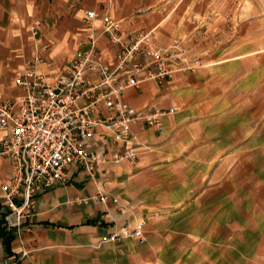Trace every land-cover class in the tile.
<instances>
[{"label": "crops", "instance_id": "crops-1", "mask_svg": "<svg viewBox=\"0 0 264 264\" xmlns=\"http://www.w3.org/2000/svg\"><path fill=\"white\" fill-rule=\"evenodd\" d=\"M85 8L117 18L123 32L152 29L156 45L178 36L200 64L162 84L125 88L124 99L145 114L174 103L159 115L161 133L140 119L124 143L96 127L92 150L131 145L134 159L98 162L92 172L69 165L66 181L37 193L32 214L15 226L5 224L0 188V217L14 233L12 254L0 236V264H264V27L257 25L264 18L207 23L201 39L202 10L187 0H0V99L19 93L25 58L41 57L36 68L54 81L87 46ZM95 45L101 60L113 62L106 34ZM9 170L0 154V182ZM98 192L105 202L83 200ZM139 221L142 239L108 237Z\"/></svg>", "mask_w": 264, "mask_h": 264}, {"label": "built area", "instance_id": "built-area-1", "mask_svg": "<svg viewBox=\"0 0 264 264\" xmlns=\"http://www.w3.org/2000/svg\"><path fill=\"white\" fill-rule=\"evenodd\" d=\"M83 15L87 46L76 50L54 81H48L27 59L16 78L19 93L0 99V127L6 129L0 136V154L10 168L0 182L7 226L18 225L32 214L37 193L65 182L69 165L77 164L92 172L98 162L134 159L136 149L131 145L112 153L92 150L89 139L96 127L104 126L116 141L124 143L131 137V124L140 119L161 133L159 115L172 112L174 103L145 114L124 99L125 88L146 79L162 84L176 69L200 64L199 58L186 57L178 36L169 44L156 45L152 29L123 32L117 18L93 8H85ZM97 18L99 26L94 23ZM31 27L37 32L35 24ZM100 34H106L115 44L113 62L98 56L95 44ZM89 72H96L98 77L91 78ZM89 198L105 202L107 196L98 192L83 200ZM124 234L142 239L141 221L133 228L123 224L108 237ZM17 263L18 259L3 260V264Z\"/></svg>", "mask_w": 264, "mask_h": 264}, {"label": "rangeland", "instance_id": "rangeland-1", "mask_svg": "<svg viewBox=\"0 0 264 264\" xmlns=\"http://www.w3.org/2000/svg\"><path fill=\"white\" fill-rule=\"evenodd\" d=\"M187 3L193 5V8H200L202 10L198 16L200 24L197 28L199 31L197 36L201 37V39L207 34V23L213 22L214 24H218L226 21L231 25V21L235 18H246L250 16L264 18V0H187ZM213 23L211 25L212 27L208 30L211 32L210 36L214 35L215 39H218V28L213 26ZM257 25L259 27H264V23ZM227 29L229 28L227 27ZM29 30L33 32L31 26L29 27ZM33 33L36 36H39L40 31ZM38 58L39 57H27L25 58V61L30 59L31 62L35 63V61L39 60ZM37 67H39V65ZM43 75L48 81H50L45 73H43Z\"/></svg>", "mask_w": 264, "mask_h": 264}, {"label": "trees", "instance_id": "trees-1", "mask_svg": "<svg viewBox=\"0 0 264 264\" xmlns=\"http://www.w3.org/2000/svg\"><path fill=\"white\" fill-rule=\"evenodd\" d=\"M0 236L2 239V244H4V249L6 254H12L10 241L13 238L14 233L12 229L5 226L2 217H0Z\"/></svg>", "mask_w": 264, "mask_h": 264}]
</instances>
